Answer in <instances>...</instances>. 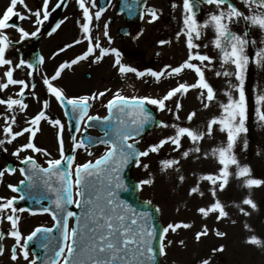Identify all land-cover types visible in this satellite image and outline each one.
<instances>
[{
  "label": "snow or ice",
  "instance_id": "1",
  "mask_svg": "<svg viewBox=\"0 0 264 264\" xmlns=\"http://www.w3.org/2000/svg\"><path fill=\"white\" fill-rule=\"evenodd\" d=\"M201 3L209 5L213 10L210 11L203 20L197 19L196 11L199 3L194 0H183V29L177 34L185 37L186 47L188 49L187 59L177 67L170 65L157 72L151 69L147 71H138L135 68L126 66L121 62V53L115 48H105L98 38L92 35L93 23L99 22L103 14L107 11L104 7L97 6V0H76L79 9L82 11L81 23L78 21L83 33V40L77 39L73 43L60 48L52 59L59 56L60 53L82 44L87 41V49L82 54L77 55L70 61L60 63L52 75L44 74L42 84L47 91V95L64 109V115L69 116V111L75 118V132L80 133L81 127L85 130L91 122L102 126L104 137L93 141L92 138L78 139L72 134V128L68 131L71 138V153L65 152V125L60 119H53L47 113L50 107V101L36 95V83L29 84L23 79L14 78V73L18 69L27 68L30 71L28 76L34 78L36 68L31 63L20 59L14 63L7 57L9 49L12 47V41L6 35V30L14 28L19 33L21 40L39 35L40 27L49 20L51 14L62 6L67 7L65 0H58L50 8L52 0H42V4L36 10L28 8L25 0H10V5L0 16V68H6L3 73V82H0V92L8 90L10 86H18L19 91L15 93L18 98L9 96L7 99L0 98V105L6 107L7 113H12L10 119L4 116L5 127L3 129L6 139H0V146L11 145L20 137L27 134V142L16 148L12 155L19 160L21 165L27 167L19 168V174L24 177L20 180V185L25 186V195L19 197L23 200L26 197L34 199L41 205L40 212L47 213L55 222V228L60 230V239L52 236L53 228L37 227L26 237L20 231V217L18 213L30 212L28 208H17L16 197L0 198V223L5 219L10 224L8 235L13 238L14 245L10 249V260L17 264L22 257L28 264H37L35 258L30 259L28 244L37 239L39 246L45 250L48 257L44 264H156L157 255L167 256V249L173 244L168 240L170 233H177L178 230L191 229V223H169L163 227L159 235L156 227L152 224V213L149 211L138 212L135 208L120 199L119 193L127 191V186L123 180V171L131 163L136 167H142L145 172L149 171L150 165L142 163L144 158L151 154H158L165 145H172L173 151L181 153V159L187 160L195 155L197 159H213L217 169L213 173L202 174L198 177V183L188 191L189 196H199L203 198L205 192L201 190L200 184L207 182L210 185L209 194L212 202L206 206L197 209L198 214L208 220L214 216L217 223L229 219L227 206L219 199L218 193L224 192L231 181H239L242 189L248 190L240 203L235 207L239 213L245 217L251 216L252 212L259 211V207L252 198V192L255 189L264 188V179L254 178L252 169L248 164L243 163L237 153L241 148L246 151L248 141L245 138L248 128V97L246 95V79L249 67L254 64L260 69H264V0H240L247 11L241 10L232 0H200ZM22 6L27 15L17 11V6ZM173 8L176 5H172ZM96 9V11H93ZM147 16L150 17L149 23L159 19L155 9H148ZM13 17L20 21L31 20L38 26L35 31H26L23 27L9 23ZM143 18V14L142 17ZM66 19V18H65ZM62 19L48 33L53 35L65 23ZM243 25V31L234 30L236 26ZM109 25H103V36L108 43H112L109 35ZM211 29L214 36L208 43H198L202 41L207 31ZM257 30L259 39L253 38L252 31ZM161 45L170 43V41H161ZM212 47L216 50V56L213 57L207 53H201L200 49ZM250 48L256 49L250 55ZM114 56L113 67L118 68L123 76L128 73H135L137 78L149 76L159 83L164 77H179L185 71H191L195 74L196 81L188 84L187 82L178 83V85L160 98L149 96L122 95L120 91L112 92V89L93 92L91 95L71 96L69 97L65 90L58 85L66 70L72 69L82 61H88L99 64L105 57ZM44 58H39V63L44 64ZM219 68H216V65ZM213 72L215 77L224 78L227 82V88L223 92L226 102H222L218 97L217 89L210 83L207 73ZM234 81V82H233ZM26 90L31 91L32 98L41 104L40 110L25 121V127L18 131L13 130V125L17 123V110L19 113H26L29 104L25 102ZM197 91L200 103L204 110L217 107L219 114L212 116L207 120L203 130L199 126L192 127V122L196 118L195 111L190 112L186 119L188 126H181L177 123L156 122V126L163 129H172L173 134L161 139L158 143L148 146L145 150H139L138 145L145 125L153 123V117L146 109V105L155 106L160 112H169L174 116L175 121L180 120L179 113L182 110L180 97L187 95L190 91ZM112 93L111 99L103 104L107 110L106 116L90 115L89 109L93 102L102 101L103 98ZM175 98L174 108L168 107V102ZM255 103L256 115L259 121L264 122V93L256 95ZM46 122L52 128L56 129L59 159L52 158L51 153L46 149L38 147L35 143L38 133L42 131L41 124ZM219 132L225 136V139L211 148L210 151L202 152L201 144L206 139H214L215 133ZM188 139L192 147L181 152L183 140ZM131 141V142H130ZM103 145L106 151L98 159L87 160L84 163L76 162V153L84 150L91 157L94 153L90 150L92 147ZM7 151V148H4ZM31 152L46 157L47 167H42L34 155H26L21 158V154ZM180 159H167L161 162V171L172 170L179 172ZM17 169L4 168L0 170V183L5 174H15ZM53 178L57 187H53ZM184 176H179L180 183L184 182ZM42 183L48 192L55 194V199L51 200L54 207L43 206V200L48 197L38 198L33 195V189L39 187ZM155 179L149 174V178L139 181L136 188L143 190L144 187L154 185ZM13 193L19 192V186L9 184L7 186ZM152 205V201H147ZM68 205H74L81 209L79 215L74 211L68 210ZM159 207H155V212L159 213ZM179 211V210H178ZM31 215L38 213L31 211ZM75 219V226L69 227L70 219ZM236 223V221H232ZM249 226L245 224L247 229ZM212 234L217 238H224L227 233L219 229H213ZM210 235V229L205 224L202 229L195 233L194 239L199 243L202 238ZM4 239L3 233H0V240ZM158 239V250L154 249L153 241ZM246 243L254 246H261V240L256 236H251ZM180 246H185L184 240L179 241ZM223 245L212 249L215 253H223ZM4 248L0 246V256L4 255ZM200 264H212L210 259H203Z\"/></svg>",
  "mask_w": 264,
  "mask_h": 264
},
{
  "label": "rangeland",
  "instance_id": "2",
  "mask_svg": "<svg viewBox=\"0 0 264 264\" xmlns=\"http://www.w3.org/2000/svg\"><path fill=\"white\" fill-rule=\"evenodd\" d=\"M74 0H66L67 7L60 8L58 16H61L60 20L65 19V23L58 29L53 35L49 36L51 22L44 23L40 27V32L35 44L29 39L21 40L18 42L19 35L15 37L12 42V47L7 53V57L12 59L14 63L19 62L20 59L25 60V54L28 51L33 50V46H37L40 51L45 55L44 64H40L34 73V78L28 76L30 71L27 68L18 69L14 73V78L23 79L29 84L36 83V95L41 98V103L44 99L50 101V107L48 109V115L53 119H60L65 125L64 139H65V152H71V138L67 128V120L63 115V110L59 104L47 95V91L42 84V76L44 74L52 75L56 67L64 62L70 61L75 58L83 49L87 47V41L84 40L82 44L68 49L66 52L60 53L55 59L52 57L57 53L60 48L66 46L69 43H73L77 39L83 40V33L78 21L81 23L82 13L76 10ZM58 2V0H57ZM28 8L36 10L39 5L42 4V0H25ZM149 4L156 8L159 19L149 23L150 18H146L141 26L132 33V36L118 39V43L121 46L131 45L126 49L125 62H131L132 67H138L139 69L146 68L153 71H161L166 66L177 67L183 63L188 57V49L186 47L185 37L180 35L177 39V34L183 29V18L179 22L175 23L171 17L172 3H168L163 0H150ZM10 5V0H0V15ZM36 6V8H35ZM17 11L27 15L26 10L18 5ZM211 7H208L207 13L199 21L203 22L206 19L208 13L212 11ZM2 16V15H1ZM109 16L107 13L106 18ZM18 20L13 17L12 20ZM11 20V21H12ZM53 20V19H52ZM9 21V23H11ZM22 27L25 30L30 29L31 32L35 31L38 27L36 24L33 26L26 21H20ZM105 23V22H104ZM104 25V24H103ZM103 25L99 23V30H96V38L102 43L106 40L102 36ZM117 25V23H115ZM43 27V28H42ZM98 27V26H97ZM175 27V28H174ZM243 25L236 26L234 30L238 32L243 31ZM42 28V29H41ZM14 28H9L6 32L12 33ZM28 31V30H26ZM253 36L259 39V33L257 30H253ZM99 33L101 36H99ZM93 35V34H92ZM214 36L211 29H209L202 41L198 43H208ZM161 41H170V43L161 45ZM109 45L107 41L103 44L104 47ZM255 51L254 48H250V55ZM201 53H207L213 57L216 56V50L211 46L208 49L201 47ZM90 60L76 65L72 68V72H65L64 78L58 82V85L65 90V93L71 96H84L85 94H92L97 91H104L106 89H112V92L120 91L121 94L128 96H149L153 98H160L167 93L170 89L176 87L178 83L187 82L188 84L196 81L195 74L191 71H185L179 77H164L159 83L154 78L145 76L144 78H137L135 73H128L121 75L117 73L116 69L112 67L110 61H102L99 64L92 63ZM122 64H124L122 62ZM138 66H135V65ZM219 68V65H216ZM6 68H0V82H3V73ZM88 72L90 75H87ZM75 78L71 83H67L69 78ZM207 77L210 83L217 89L219 99L222 102H226V97L223 96V92L227 88V82L224 78H217L213 72H208ZM234 82V81H233ZM246 95L248 97V121L246 127L248 132L245 138L248 141V148L246 151L241 148L237 149L240 160L248 164L252 169V175L254 178L264 179V122L259 121L256 115V108L259 107L255 103L256 95L264 93V69L256 67L251 64L246 79ZM19 91L18 86H10L8 90L0 92V98L7 99L9 96L18 98L15 93ZM25 102L29 104V109L26 113H19L17 110V123L13 125V130L18 131L22 127L27 126L25 121L31 119L41 108V104L37 103L32 98L31 91L26 90ZM112 95L109 93L108 96ZM107 97V96H106ZM103 98L102 103L106 99ZM175 98L173 101L168 102L169 108H174ZM180 103L183 107L180 115V120L175 121L172 113L167 111L160 112L153 106L158 116L165 123H177L181 126H188L187 115L195 111L197 113L196 118L192 122V127L199 126L203 130L208 119L214 115H218L219 111L217 107H212L208 110H204L200 100L198 98V92L193 90L187 95L180 97ZM98 104V101H96ZM95 104V105H96ZM93 106L92 112L97 111V106ZM264 110V107H262ZM8 116L9 119L12 113H7L6 107L0 105V139H6L3 129L4 116ZM42 131L38 133L35 143L38 147L46 149L51 153L52 158L59 159L58 144L56 139V129L52 128L46 122L41 124ZM91 132H94L90 129ZM73 134V133H72ZM173 134L172 129H163L155 126L151 131L146 133L140 138V146L142 150H145L148 146L158 143L161 139ZM76 135V134H75ZM78 139L79 134L76 135ZM225 136L219 132L215 133L214 139H206L200 145L202 152L210 151L211 148L217 146L218 143L223 141ZM27 142V134L24 137L18 138L11 145L5 144L0 146V170L7 168L10 161L15 164L17 169L15 174H5L2 183H0V198H11L14 193L7 187L9 184L18 185L22 176L19 174L20 163L19 160L12 155V152L17 147ZM183 148L181 152L192 147L191 142L188 139L183 140ZM99 145V144H98ZM95 146L90 150L94 153L89 157L84 150H80L76 153V162L84 163L87 160H93L97 155H100L106 149L103 145ZM7 148V151H4ZM26 155H34L40 164L46 165V157L38 154H33L30 151L21 154V158ZM167 159H180L179 165L180 171L174 172L169 170L167 172L161 171V162ZM142 163L150 165L149 171L145 172L142 167L134 166L132 169L133 176L138 180L154 177L155 183L151 187H144L140 190L141 197L146 200H151L157 207L160 208V215L164 226L169 223H191L193 227L191 229L178 230L177 233H170L167 237L168 240L173 241V244L167 249V256L162 257V264H200L203 259H210L212 264H264V188L255 189L252 192V198L255 200L259 207V211L252 212L251 216L245 217L239 213L236 204L248 195L247 189H242L239 186V181H231L229 187L224 192H219V199L227 206L229 212V219L223 220L219 223L215 221V217L212 216L208 220H204L199 214L197 209L199 207L206 206L212 202V197L209 194L210 185L207 182L200 184L201 190L205 192L203 198L199 196H189L188 191L191 187L198 183V177L202 174L213 173L217 169V165L213 159H197L195 155L190 156L189 159H181V153L173 151L172 145H165L158 154H151L149 157L144 158ZM184 176V182L180 183L179 176ZM179 210V211H178ZM20 217V231L22 235L26 236L27 231L35 224L44 221L42 218H33L26 213H18ZM46 222H50L47 217H44ZM236 223H232V221ZM207 224L210 229V235L202 238L197 243L194 239L195 233L200 231L202 227ZM245 224L249 227L246 229ZM22 225V226H21ZM213 229H219L226 232L227 235L224 238H217L212 234ZM0 230L5 232L3 244L5 246V252L3 256H0V264H14L10 260V249L14 245V240L8 233L11 230L10 224L5 219L0 223ZM256 236L261 240V246H254L246 243V240L251 236ZM184 240L185 246H180L179 241ZM223 245L225 251L223 253H215L213 255L212 249ZM30 259L32 257L30 256ZM17 264H28L21 257Z\"/></svg>",
  "mask_w": 264,
  "mask_h": 264
},
{
  "label": "water",
  "instance_id": "3",
  "mask_svg": "<svg viewBox=\"0 0 264 264\" xmlns=\"http://www.w3.org/2000/svg\"><path fill=\"white\" fill-rule=\"evenodd\" d=\"M130 7H129V10L131 11V13H132V15H135L136 14V12H133L132 11V9H133V5L131 4V5H129ZM129 172V171H128ZM127 172V180H128V182L130 183L131 182V180H130V175H129V173ZM127 182V183H128ZM131 186L133 187V185L131 184ZM132 191H133V193H135V195H136V198H137V191H136V187L134 188V190L132 189ZM128 195H129V192H128ZM126 196V195H125ZM127 197V196H126ZM152 209H151V208ZM139 210L140 211H149V212H151L152 213V223H153V221H155L156 222V224H157V222H158V218H157V216H158V214H157V212H155V210H154V208L152 207V206H149V205H147V204H143L142 206H140L139 207ZM154 219V220H153ZM160 230V229H159Z\"/></svg>",
  "mask_w": 264,
  "mask_h": 264
},
{
  "label": "bare ground",
  "instance_id": "4",
  "mask_svg": "<svg viewBox=\"0 0 264 264\" xmlns=\"http://www.w3.org/2000/svg\"><path fill=\"white\" fill-rule=\"evenodd\" d=\"M55 13H57V11H55ZM69 81L67 83H71L75 80V78L73 79L72 77L68 79Z\"/></svg>",
  "mask_w": 264,
  "mask_h": 264
}]
</instances>
